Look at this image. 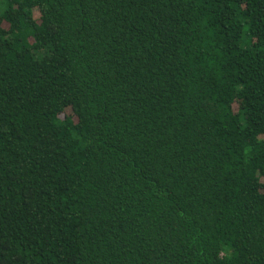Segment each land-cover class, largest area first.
<instances>
[{
  "label": "trees",
  "instance_id": "1",
  "mask_svg": "<svg viewBox=\"0 0 264 264\" xmlns=\"http://www.w3.org/2000/svg\"><path fill=\"white\" fill-rule=\"evenodd\" d=\"M0 264H264V0H0Z\"/></svg>",
  "mask_w": 264,
  "mask_h": 264
}]
</instances>
